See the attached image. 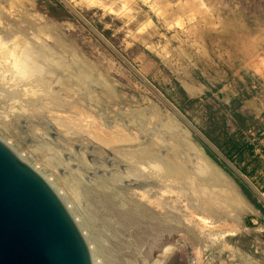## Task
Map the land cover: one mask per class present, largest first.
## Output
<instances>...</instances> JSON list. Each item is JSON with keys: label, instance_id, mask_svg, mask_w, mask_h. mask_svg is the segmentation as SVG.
I'll return each mask as SVG.
<instances>
[{"label": "rangeland", "instance_id": "rangeland-1", "mask_svg": "<svg viewBox=\"0 0 264 264\" xmlns=\"http://www.w3.org/2000/svg\"><path fill=\"white\" fill-rule=\"evenodd\" d=\"M0 138L96 264H264V0H0ZM168 154L212 174L164 179Z\"/></svg>", "mask_w": 264, "mask_h": 264}, {"label": "water", "instance_id": "water-1", "mask_svg": "<svg viewBox=\"0 0 264 264\" xmlns=\"http://www.w3.org/2000/svg\"><path fill=\"white\" fill-rule=\"evenodd\" d=\"M0 264H95L88 241L66 203L46 178L1 138Z\"/></svg>", "mask_w": 264, "mask_h": 264}, {"label": "bare ground", "instance_id": "bare-ground-1", "mask_svg": "<svg viewBox=\"0 0 264 264\" xmlns=\"http://www.w3.org/2000/svg\"><path fill=\"white\" fill-rule=\"evenodd\" d=\"M209 17H210V15H208ZM208 17V18H209ZM207 18V19H208ZM206 19V18H205ZM226 22V21H225ZM210 23V22H209ZM220 23V22H219ZM195 24V23H194ZM203 24V23H202ZM208 24V23H207ZM213 25V24H212ZM226 25V24H225ZM209 26V25H208ZM197 27V26H196ZM212 27V26H211ZM213 28H214V26H213ZM44 29V28H43ZM196 29V28H195ZM211 29V28H210ZM42 30V29H41ZM40 30V31H41ZM193 30V29H192ZM196 30H198V29H196ZM189 31V30H188ZM193 31H195V30H193ZM203 31H205V30H203ZM41 32H43V31H41ZM197 32H200V31H197ZM206 32V31H205ZM46 33V32H45ZM195 33H196V31H195ZM190 35V34H189ZM49 36V35H48ZM58 36V35H57ZM194 36V35H193ZM52 37V36H51ZM21 38V37H20ZM26 38V37H25ZM63 38V37H62ZM197 39H199V38H197ZM67 40V39H66ZM197 41V40H196ZM201 41H202V39H201ZM57 42L58 43H60V44H63V41H62V39H57ZM20 43V42H19ZM22 43V42H21ZM56 43V42H55ZM199 43V42H198ZM43 44V43H42ZM197 44V43H196ZM200 44V43H199ZM16 45V44H15ZM25 45V44H24ZM20 46V45H19ZM23 49V48H22ZM21 49V50H22ZM23 52L22 53H24L23 55V57L25 58V64H24V69H25V71H24V73H28V75L26 74V78H27V76H28V78L27 79H32V80H36V81H38V80H40V78H41V76H42V72H41V65H40V63H39V60H38V57H43V60H46V61H52V59H53V56L52 55H49V53L48 52H45V53H40V51L38 50L37 51V54L28 46V45H26L25 47H24V49L22 50ZM39 52V53H38ZM76 53V52H75ZM210 59V58H209ZM208 60V59H207ZM60 62V61H59ZM213 62V61H212ZM61 63V62H60ZM63 64H66V63H63ZM21 70V69H20ZM45 72H47V71H45ZM24 73H23V75H24ZM48 74V73H47ZM51 74V73H50ZM47 77V76H46ZM45 77V78H46ZM49 77H51V76H48V78ZM188 77V76H187ZM35 81V82H36ZM189 82H191V81H189ZM188 82V83H189ZM190 84V83H189ZM194 86H195V84H194ZM190 91H191V89H190ZM199 91V90H198ZM91 100V99H90ZM102 134H103V136L106 134L107 136H108V139L109 140H116V139H124V138H126L125 136V134H121V133H119V132H113V133H109V134H107L106 132H102ZM128 136V135H127ZM132 137V136H131ZM128 138V137H127ZM126 138V139H127ZM131 139V138H130ZM132 140H133V138H132ZM101 141V140H100ZM106 143V142H105ZM121 143V142H120ZM123 143V142H122ZM107 144V143H106ZM120 146V145H119ZM122 146V145H121ZM120 146V147H121ZM127 147V146H126ZM129 147V146H128ZM127 147V148H128ZM119 148V147H118ZM124 148V147H123ZM134 148V147H133ZM132 148V149H133ZM140 152V153H142V151H139V149L138 150H136V149H134V150H132L131 152H129L128 151V153L127 154H129V153H131V154H134L135 152ZM123 152H126V151H124L123 150ZM122 152V153H123ZM126 155V154H125ZM134 155H138L137 153H135ZM169 156V157H168ZM168 156H161V157H152V158H155V161H154V163H155V165L157 166V169H158V171H160L159 172V174L161 173H163L164 175L162 176L164 179L165 178H170V181H175V182H180V183H183V182H186V183H188L189 184V186L193 189V191H197V188L196 187H198V186H196V185H199V183L197 182L198 181V179L196 178L197 176H196V174H198L199 176V181L203 184V182L204 181H206L205 180V178H203V176H208V175H211L212 174V170L213 169H211L210 168V166H209V164L207 163V162H205L204 160V162H202V161H198V162H196V160H195V164L197 163V170L196 169H192V168H190V169H188L187 170V167H184V164H182L181 162H179L178 161V159L177 158H175L174 157V155H173V157L172 156H170L169 154H168ZM202 157V156H201ZM144 159H145V157H143ZM151 158V159H152ZM199 158V157H198ZM202 159V158H201ZM194 160V159H193ZM145 162V161H144ZM194 166V165H193ZM192 166V167H193ZM190 167V166H189ZM194 168V167H193ZM214 168V167H213ZM156 172H157V170H156ZM215 172V171H214ZM158 173V172H157ZM156 173V174H157ZM218 173V172H217ZM160 176V175H159ZM216 176H217V174H216ZM215 176V177H216ZM200 177H202V178H200ZM208 179H209V176H208ZM207 179V180H208ZM169 180V179H168ZM218 180V179H217ZM214 181V180H213ZM198 183V184H197ZM213 184V183H212ZM219 184V183H218ZM52 186V185H51ZM200 186L202 187V185L200 184ZM217 186V185H216ZM215 187V186H214ZM213 187V188H214ZM203 188V187H202ZM201 189V188H200ZM204 189V188H203ZM215 189H216V187H215ZM219 190V189H218ZM226 190V189H225ZM232 190V189H231ZM204 191V190H203ZM199 192H201V190L199 191ZM198 192V193H199ZM213 192V191H212ZM223 195H225V194H223ZM229 195H230V193H229ZM232 195H235V194H232ZM231 195V196H232ZM59 196H60V194H59ZM210 196V195H209ZM224 197V196H223ZM221 198V197H220ZM225 198H227L228 199V197H225ZM227 199H226V201H227ZM233 200H235L234 198H233ZM232 201V200H231ZM238 202H240V200L238 199ZM230 203V202H229ZM160 204V203H159ZM158 207H160V206H158ZM161 210V209H160ZM165 212H166V210H164ZM160 214V213H159ZM164 214V213H163ZM195 215V214H194ZM75 220V219H74ZM77 223V222H76ZM93 255V254H92ZM93 257H94V255H93ZM96 260H95V257H94V263L96 264V262H95Z\"/></svg>", "mask_w": 264, "mask_h": 264}]
</instances>
